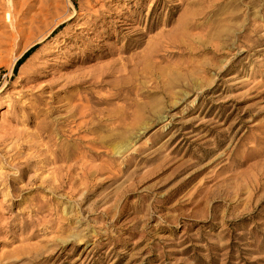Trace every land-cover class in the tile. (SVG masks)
Masks as SVG:
<instances>
[{"label": "rangeland", "instance_id": "obj_1", "mask_svg": "<svg viewBox=\"0 0 264 264\" xmlns=\"http://www.w3.org/2000/svg\"><path fill=\"white\" fill-rule=\"evenodd\" d=\"M0 2V264H264V0Z\"/></svg>", "mask_w": 264, "mask_h": 264}, {"label": "bare ground", "instance_id": "obj_2", "mask_svg": "<svg viewBox=\"0 0 264 264\" xmlns=\"http://www.w3.org/2000/svg\"><path fill=\"white\" fill-rule=\"evenodd\" d=\"M10 2L12 5L10 3H9V5H11V6H9V5L6 6V3L5 4L3 3V5L1 4L2 10H4L5 13H7L8 15H10L14 12L15 5H16V4H13L12 0H10ZM9 18H11V17H9ZM9 21H10V19H9ZM85 82L90 83L91 85H97L98 87L104 86L103 78L102 79H98V78L93 79L91 77L90 79L86 80ZM118 97H120L118 89L117 90H109V92L107 93V96L100 98V99L91 97V98H89V101H93L92 103H94L95 105H100V104H106L104 102H106L107 100L117 99ZM122 118L123 117L117 116L114 113L108 112V114H105V112H103L101 110L98 112L89 106H84V107L72 106V107H69V109L67 110V116H65L64 118H61V120L59 122L56 121V125L53 129H51V133L54 135H62L65 139V142H64L65 144L68 143L67 142L68 139L72 140L73 138H75L72 141L73 144L75 143V145L81 146V145L88 142L89 144L97 145L99 147L103 144H106V142L104 141L105 140L104 138L101 137V138H97V139H93V140L83 141L84 138H80V136H85L86 134L94 136L95 134L106 129L108 134H110L108 137L112 138L115 136V134H112L113 130L108 129L109 124H107V123L108 122L112 123V122H115L118 119H122ZM65 123H67V125H64ZM66 128H67V130H64ZM145 129H146V123H142L139 125V130L137 132H141ZM47 131H49V130H47ZM131 135H134V134H131ZM130 140H131L130 136L127 135V137H124L122 144L121 143L114 144L113 142L110 141V143H108V147H110L114 156H118L120 154H123V152L129 147ZM64 143H62V145L60 146V149L64 150V153L61 156L58 154L57 151H54V155H55L56 160L67 161L69 158V152L68 151H69L70 145L68 143V146L66 147V145ZM97 156H99V154ZM100 157H102V156H100ZM131 159H132V157H131ZM125 161H126V163H129L130 157H127L125 159ZM71 168H72V166H70L68 169L70 170ZM193 173H195V172H193ZM62 183L65 184L64 182H62Z\"/></svg>", "mask_w": 264, "mask_h": 264}, {"label": "trees", "instance_id": "obj_3", "mask_svg": "<svg viewBox=\"0 0 264 264\" xmlns=\"http://www.w3.org/2000/svg\"><path fill=\"white\" fill-rule=\"evenodd\" d=\"M35 47L36 45L32 46V48L25 52L24 55L16 61L14 70H16L32 54V51L35 49Z\"/></svg>", "mask_w": 264, "mask_h": 264}]
</instances>
